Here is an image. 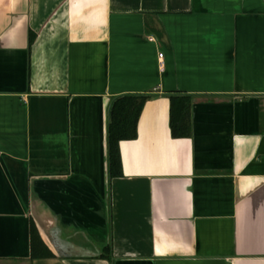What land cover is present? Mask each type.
<instances>
[{"label": "crops", "instance_id": "obj_1", "mask_svg": "<svg viewBox=\"0 0 264 264\" xmlns=\"http://www.w3.org/2000/svg\"><path fill=\"white\" fill-rule=\"evenodd\" d=\"M0 264H264V0H0Z\"/></svg>", "mask_w": 264, "mask_h": 264}, {"label": "trees", "instance_id": "obj_2", "mask_svg": "<svg viewBox=\"0 0 264 264\" xmlns=\"http://www.w3.org/2000/svg\"><path fill=\"white\" fill-rule=\"evenodd\" d=\"M170 128L175 137L190 135L188 95L174 92L170 94ZM148 94H125L112 103L108 125L109 166L112 176L121 175V161L118 143L123 139L136 137L137 120ZM32 257L48 256L46 248L38 241L35 232L31 231ZM42 250V252H41Z\"/></svg>", "mask_w": 264, "mask_h": 264}, {"label": "built area", "instance_id": "obj_3", "mask_svg": "<svg viewBox=\"0 0 264 264\" xmlns=\"http://www.w3.org/2000/svg\"><path fill=\"white\" fill-rule=\"evenodd\" d=\"M159 58H160V61H159V66H163V61L161 60L162 58V53H159Z\"/></svg>", "mask_w": 264, "mask_h": 264}]
</instances>
